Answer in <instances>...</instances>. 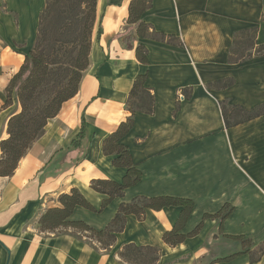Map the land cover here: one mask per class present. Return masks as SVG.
I'll return each instance as SVG.
<instances>
[{
    "label": "crops",
    "instance_id": "obj_1",
    "mask_svg": "<svg viewBox=\"0 0 264 264\" xmlns=\"http://www.w3.org/2000/svg\"><path fill=\"white\" fill-rule=\"evenodd\" d=\"M130 2L96 1L89 62L77 93L47 122L14 173L0 177V264H125L117 255L125 244L159 248L156 264H206L210 255L224 257L239 250L232 243L231 252L216 254L214 247L227 240L223 236H245L255 244L264 240V114L226 128L219 106L226 101L250 110L264 104V54L241 63L229 61L236 32L257 28L255 46L264 44V0H151L142 20L170 41L139 39L134 26L126 23ZM44 4L0 0V106L9 79L31 48ZM138 44L147 50L146 65L136 60ZM143 73L154 111L137 112L121 140L141 180L100 212L76 206L69 220L101 230L121 203L137 196H170L193 202L180 233L187 235L201 224L200 230L175 246L166 245L162 235L173 228L180 208L164 207L147 209L143 220L127 215L108 250L70 230L40 232L39 217L60 206V194L76 188L99 209L105 196L90 188L91 180H122L125 170L111 165L102 141L129 115L128 94ZM225 79L233 84L210 86ZM18 108L0 110V140L7 136L8 117ZM81 117L86 137L71 149ZM224 205L232 211L219 231L216 219L203 216L216 214ZM214 264L250 263L243 254ZM254 264H264V254Z\"/></svg>",
    "mask_w": 264,
    "mask_h": 264
},
{
    "label": "trees",
    "instance_id": "obj_2",
    "mask_svg": "<svg viewBox=\"0 0 264 264\" xmlns=\"http://www.w3.org/2000/svg\"><path fill=\"white\" fill-rule=\"evenodd\" d=\"M97 0H45L39 14L38 28L32 48L24 55L22 65L9 79L4 89V102L0 110L10 106L19 107L6 121V138L0 140V177H10L18 162L26 155L32 144L38 140L47 125L54 118L64 102L73 98L78 91L83 72L88 66L92 31L96 23ZM151 0H131L128 6L127 25L134 26L139 39L148 36L156 39L171 40L170 36L156 33L142 20V14L150 7ZM257 28L236 32L233 46L229 51L230 62H243L252 56L264 54V44L255 46ZM101 33L98 24L97 36ZM252 50V51H251ZM136 60L148 64L147 50L138 44L135 48ZM147 73L136 76L126 101L129 115L115 131L102 141V153L111 157V165L122 168L125 173L120 182L94 179L90 188L105 196L99 209H95L76 188L58 196L59 207L49 208L38 219V228L42 233H63L70 230L79 238H85L99 249L108 250L115 242L116 235L123 231L127 215L143 220L145 211L161 210L164 207L180 208L179 216L170 231L162 235V241L175 246L186 238L198 233L201 224L183 235L180 231L192 211L193 202L189 199L170 196H137L129 203H121L111 221L101 230H95L82 221L69 220L76 206L91 212H100L111 200L123 196L125 189L136 185L142 177L135 167L129 149L121 142L134 125L137 112L151 115L154 111V97L146 87ZM233 84V79L218 80L210 86L225 88ZM185 98L188 93L182 91ZM224 125L230 128L250 121L264 114V104L247 110L240 105L219 102ZM86 124L81 117L79 131L73 135L69 148L81 146L86 137ZM232 208L224 205L214 215L205 214L203 219H216L221 230L222 222L229 217ZM239 250L224 257L210 255L206 264L228 262L233 258L247 254L249 263L259 262L264 254V240L255 244L245 236H223ZM125 264H156L159 248L155 246H137L125 244L117 252Z\"/></svg>",
    "mask_w": 264,
    "mask_h": 264
},
{
    "label": "rangeland",
    "instance_id": "obj_3",
    "mask_svg": "<svg viewBox=\"0 0 264 264\" xmlns=\"http://www.w3.org/2000/svg\"><path fill=\"white\" fill-rule=\"evenodd\" d=\"M36 35V34H35ZM35 37L36 36H34L33 37V39L35 40ZM34 40H33V42H32V45H31V48H32V46H33V43H34ZM30 48V49H31ZM225 243H224V245H220V244H218V245H216L215 247H214V251L216 252V254H224V253H228V252H231V250H233L234 248H230L229 247V245L231 244V246H232V242L230 241V240H225L224 241ZM229 247V248H228ZM220 248L222 249V250H220ZM199 264H205V263H199Z\"/></svg>",
    "mask_w": 264,
    "mask_h": 264
},
{
    "label": "built area",
    "instance_id": "obj_4",
    "mask_svg": "<svg viewBox=\"0 0 264 264\" xmlns=\"http://www.w3.org/2000/svg\"><path fill=\"white\" fill-rule=\"evenodd\" d=\"M183 98H184L183 95L181 93H179L178 96H177V99L178 100H182Z\"/></svg>",
    "mask_w": 264,
    "mask_h": 264
}]
</instances>
